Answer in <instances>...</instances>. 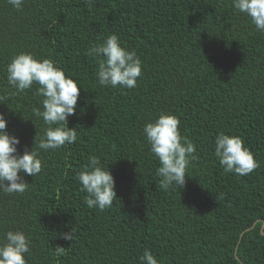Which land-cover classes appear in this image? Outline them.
<instances>
[{
	"label": "trees",
	"instance_id": "16d2710c",
	"mask_svg": "<svg viewBox=\"0 0 264 264\" xmlns=\"http://www.w3.org/2000/svg\"><path fill=\"white\" fill-rule=\"evenodd\" d=\"M111 34L143 62L133 89L102 87L85 54ZM20 52L53 60L81 87L68 120L77 141L41 150L24 193L0 192V234L30 236L27 264H139L145 250L161 264H264V34L231 0H25L19 11L0 0V113L22 154L45 125L32 115L37 86L12 95L7 85ZM161 112L197 148L182 189L159 187L143 135ZM220 132L241 137L259 167L226 173L214 155ZM91 155L115 179L117 199L103 212L87 207L76 179Z\"/></svg>",
	"mask_w": 264,
	"mask_h": 264
},
{
	"label": "clouds",
	"instance_id": "9594fccd",
	"mask_svg": "<svg viewBox=\"0 0 264 264\" xmlns=\"http://www.w3.org/2000/svg\"><path fill=\"white\" fill-rule=\"evenodd\" d=\"M7 2L19 11L25 0ZM85 3L92 7L94 0H85ZM231 4L237 13L247 18L257 33L264 34V0H231ZM85 54L96 59L98 68L95 75L102 87H137L143 62L135 50L129 51L122 46L117 35H108L101 42L90 45ZM6 73L7 85L14 90L12 95L37 86L36 95L42 98L41 107L33 108L32 115L37 120L42 119L45 125L42 134L37 132L34 147L31 150L25 148L21 154L18 149L21 141L8 132L6 115L0 113V192L11 195L28 190L30 184L24 179L25 175L35 177L41 173V150H58L77 141V128L70 129L68 120L77 111L81 87L53 60L38 59L30 52L16 54L6 66ZM3 98L6 97H0ZM180 123L176 115L161 112L158 118L143 127L149 152L159 162L156 169V175L161 178L159 187L166 191L182 189L189 166L199 159L196 145L181 134ZM214 155L229 174L247 176L259 167L253 152L236 135L220 132L215 137ZM76 179L81 185L80 191L87 193L84 203L88 208L103 212L117 199L115 179L109 167H104L95 155L88 157V164L77 173ZM74 237V228L63 234L68 241ZM31 245L30 236L22 229L0 234V264H27L26 255H31ZM65 252L62 247L55 248L57 256H63ZM139 264L161 262L151 251L145 250L139 257Z\"/></svg>",
	"mask_w": 264,
	"mask_h": 264
},
{
	"label": "water",
	"instance_id": "95a60500",
	"mask_svg": "<svg viewBox=\"0 0 264 264\" xmlns=\"http://www.w3.org/2000/svg\"><path fill=\"white\" fill-rule=\"evenodd\" d=\"M263 228H264V226L262 227V231H264ZM242 235H243V234H242ZM242 235H241V236H242Z\"/></svg>",
	"mask_w": 264,
	"mask_h": 264
}]
</instances>
